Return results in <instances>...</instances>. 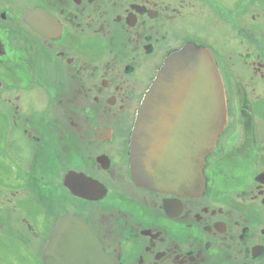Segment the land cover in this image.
<instances>
[{
	"label": "flooded vegetation",
	"instance_id": "af4514ba",
	"mask_svg": "<svg viewBox=\"0 0 264 264\" xmlns=\"http://www.w3.org/2000/svg\"><path fill=\"white\" fill-rule=\"evenodd\" d=\"M187 44L213 57L227 112L192 197L137 186L128 155ZM69 217L110 264H264V0H0V264H45Z\"/></svg>",
	"mask_w": 264,
	"mask_h": 264
},
{
	"label": "water",
	"instance_id": "95a60500",
	"mask_svg": "<svg viewBox=\"0 0 264 264\" xmlns=\"http://www.w3.org/2000/svg\"><path fill=\"white\" fill-rule=\"evenodd\" d=\"M221 76L209 52L184 45L165 58L136 112L129 140L133 182L144 189L192 197L204 188L203 167L226 125ZM45 264H110L87 225L58 223Z\"/></svg>",
	"mask_w": 264,
	"mask_h": 264
},
{
	"label": "bare ground",
	"instance_id": "6f19581e",
	"mask_svg": "<svg viewBox=\"0 0 264 264\" xmlns=\"http://www.w3.org/2000/svg\"><path fill=\"white\" fill-rule=\"evenodd\" d=\"M210 54V53H209ZM211 55V54H210ZM225 106H226V104H225ZM217 140H219V138L217 139ZM211 154V153H210ZM210 154L207 156V158L210 156ZM206 158V159H207ZM205 164H206V161H205ZM205 164H204V167H205ZM204 167H203V173H204ZM203 179H204V177H203Z\"/></svg>",
	"mask_w": 264,
	"mask_h": 264
}]
</instances>
